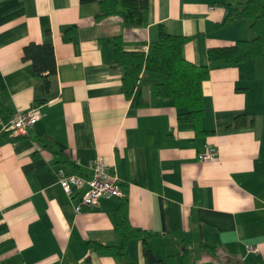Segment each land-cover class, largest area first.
Here are the masks:
<instances>
[{"label": "crops", "instance_id": "obj_1", "mask_svg": "<svg viewBox=\"0 0 264 264\" xmlns=\"http://www.w3.org/2000/svg\"><path fill=\"white\" fill-rule=\"evenodd\" d=\"M99 1L0 0V119L34 109L42 115L27 136L12 138L0 125V264H123L116 252L89 244L120 245L115 224L124 200L131 225L156 235L148 245L159 260L180 261L187 249L190 264H264V54L238 66L208 60L209 49L254 37L245 21L218 27L227 4L245 1L149 0L143 25L132 29L119 16L97 21ZM160 25L191 37L184 57L210 68L202 126L212 133L199 145L194 125L178 122L146 74L132 99L124 94L109 39L147 53ZM72 27L78 35L66 43ZM47 42L58 70L44 94L23 50ZM243 115L254 125L236 129ZM212 147L217 158L200 161ZM58 152L72 165L58 164ZM99 157L125 197L85 207L83 191H63L58 170L88 179ZM127 259L145 264L142 240L130 242Z\"/></svg>", "mask_w": 264, "mask_h": 264}, {"label": "trees", "instance_id": "obj_2", "mask_svg": "<svg viewBox=\"0 0 264 264\" xmlns=\"http://www.w3.org/2000/svg\"><path fill=\"white\" fill-rule=\"evenodd\" d=\"M84 2L94 0H83ZM102 12L97 21L119 16L126 29L138 28L143 25L144 16L149 9V0H100ZM227 14L219 28L245 21L254 37L250 40H240L228 47L212 48L208 51L210 62H220L229 66H238L256 60L264 54V0H246L236 5H226ZM78 28L72 27L63 34L66 43L72 42L78 35ZM49 36L50 33H47ZM109 41L113 45L114 61L123 69L124 94L132 99L139 86L142 74L153 80V93L156 98L171 101L178 111L177 120L180 124H192L196 130L195 143L199 145L206 136L211 134L203 129L205 116V96L203 83L210 78L209 66H198L189 62L183 54L184 46L191 41V37L169 34L165 28L159 26L158 41L153 43L148 52L127 51L122 37H113ZM23 60L31 62L34 75L42 81L44 94H48L51 78L57 74L58 66L55 48L51 42L30 43L23 50ZM39 102H44L39 101ZM139 106L144 104L140 97ZM5 114V113H3ZM13 115L4 116V122H9ZM3 121V120H2ZM254 125V119L248 121L245 115L238 117L233 127L243 129ZM206 151V150H205ZM201 155V154H200ZM58 164L71 166L69 159L63 152L56 153ZM75 172V171H74ZM127 202L124 200L117 212L115 232L119 238V246H103L89 244L96 251H114L123 264H134L127 259L129 245L132 240H142L145 264H190L191 258L186 249L180 261L175 256L157 259L148 242L156 236L146 231L135 229L126 215ZM5 230L2 226L0 232ZM211 252L219 256L215 249ZM244 264H252L246 262Z\"/></svg>", "mask_w": 264, "mask_h": 264}, {"label": "built area", "instance_id": "obj_3", "mask_svg": "<svg viewBox=\"0 0 264 264\" xmlns=\"http://www.w3.org/2000/svg\"><path fill=\"white\" fill-rule=\"evenodd\" d=\"M42 115L39 109L32 111H18L12 119L4 123L0 119L2 130L12 138L27 136L29 131L35 127ZM215 148H207L199 156L202 162L211 161L217 158ZM92 174L90 178H85L76 173H72L64 168L58 170L59 184L63 191L71 196L75 191H83L82 206L94 207L102 199L124 198V192L116 171L108 165L103 157H99L91 163ZM79 207L78 210H80Z\"/></svg>", "mask_w": 264, "mask_h": 264}, {"label": "rangeland", "instance_id": "obj_4", "mask_svg": "<svg viewBox=\"0 0 264 264\" xmlns=\"http://www.w3.org/2000/svg\"><path fill=\"white\" fill-rule=\"evenodd\" d=\"M244 1H246V0H244Z\"/></svg>", "mask_w": 264, "mask_h": 264}]
</instances>
